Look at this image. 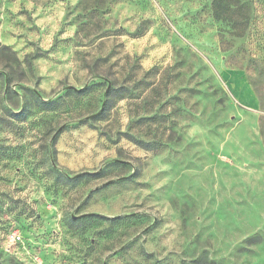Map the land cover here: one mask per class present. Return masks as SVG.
Returning <instances> with one entry per match:
<instances>
[{
    "label": "rangeland",
    "instance_id": "rangeland-1",
    "mask_svg": "<svg viewBox=\"0 0 264 264\" xmlns=\"http://www.w3.org/2000/svg\"><path fill=\"white\" fill-rule=\"evenodd\" d=\"M211 261L264 264V0H0V264Z\"/></svg>",
    "mask_w": 264,
    "mask_h": 264
},
{
    "label": "trees",
    "instance_id": "trees-1",
    "mask_svg": "<svg viewBox=\"0 0 264 264\" xmlns=\"http://www.w3.org/2000/svg\"><path fill=\"white\" fill-rule=\"evenodd\" d=\"M215 7L217 8V9H219L220 8V2L219 3H217L216 2V5H215ZM41 103H43V102H41ZM45 106H49V103H46L45 104ZM107 109H108V107L106 106V105H104L102 108H101V111L98 113V114H96L95 115V119L96 118H104L105 116H106V111H107ZM12 116H14V117H16V118H20V116H21V114H19V113H12ZM138 145H140V146H142L143 148H145V149H147L146 147L148 146L147 145V143H144L143 141H135ZM82 176H88L87 174H81V175H79V176H76V177H74V178H71V179H69V178H64V180H65V182H71V183H74V182H76L78 179H80V177H82ZM91 176V175H90ZM94 176V175H93ZM90 217H93V216H90V215H87V214H82V215H69V217H66V221H67V223H70V224H74V225H76V224H78L81 220H83V219H85V218H90ZM94 218H96V217H94ZM98 219H104V217H102V216H100V217H97ZM119 219H121V217H115V218H113V220H119ZM125 219V218H124ZM9 231L7 230L5 233L7 234ZM5 234V235H6ZM210 264H216L214 261H211V263Z\"/></svg>",
    "mask_w": 264,
    "mask_h": 264
},
{
    "label": "built area",
    "instance_id": "built-area-1",
    "mask_svg": "<svg viewBox=\"0 0 264 264\" xmlns=\"http://www.w3.org/2000/svg\"><path fill=\"white\" fill-rule=\"evenodd\" d=\"M5 242L9 245L12 244H18V243H22V235L19 231L17 230H11L9 231L5 237ZM8 251H10L8 248H6Z\"/></svg>",
    "mask_w": 264,
    "mask_h": 264
}]
</instances>
